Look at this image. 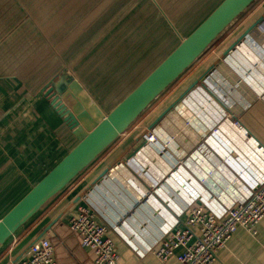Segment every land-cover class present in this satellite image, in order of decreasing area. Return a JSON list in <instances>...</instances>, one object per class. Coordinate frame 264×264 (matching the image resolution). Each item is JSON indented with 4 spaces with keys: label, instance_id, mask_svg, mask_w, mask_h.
<instances>
[{
    "label": "crops",
    "instance_id": "0c3cea01",
    "mask_svg": "<svg viewBox=\"0 0 264 264\" xmlns=\"http://www.w3.org/2000/svg\"><path fill=\"white\" fill-rule=\"evenodd\" d=\"M261 1L264 0L258 1L237 22L243 25L230 44L264 14ZM227 62L242 80L224 64L205 78L203 89L212 98L202 92L186 97L165 124L171 129L168 134L178 132L177 137L181 135L176 125L179 116L187 118L188 124L181 126L188 133L197 132V127L210 135L212 125L222 124L217 138L231 127L233 132L228 134L239 141L229 146L231 150L222 147L219 154L206 148L196 150L197 138L192 133L194 140L183 150L176 139L170 138L167 146L179 152L174 151L168 161L161 151H153L152 156L146 154V144L155 143L149 139L132 156L118 159L141 133H146L130 129L10 240L0 253V264L28 258L30 245L42 237L54 244L58 264H96L94 251L83 247L80 237L69 226L80 205L91 208L98 221L106 225L107 236L115 243L119 255L117 264H179L182 249L167 262L154 254L163 238L182 225L193 206L221 214L227 197H234L237 189L244 191L236 182L242 183L243 176L256 174L264 161V21L246 35ZM227 70L231 76L225 74ZM41 89L23 87L16 78H0V218L75 143ZM239 89H247L248 97L241 96ZM232 97L237 99L230 100ZM239 99L250 102L240 113L243 102L239 103ZM224 108L232 113L237 125L225 116ZM154 134L159 136L156 131ZM215 138L213 145L218 143ZM163 149L167 151L166 147ZM192 167L203 170V175L200 172L195 175ZM207 171L214 175L209 177ZM201 177L216 182V191L211 192ZM256 230L252 234L239 227L219 250L213 264H264V218Z\"/></svg>",
    "mask_w": 264,
    "mask_h": 264
},
{
    "label": "rangeland",
    "instance_id": "374dc122",
    "mask_svg": "<svg viewBox=\"0 0 264 264\" xmlns=\"http://www.w3.org/2000/svg\"><path fill=\"white\" fill-rule=\"evenodd\" d=\"M220 1L0 0V78H16L23 87L40 90L67 67L70 73L81 80L100 105L109 110ZM242 23L233 26L133 125L131 131L146 130V137L147 134L155 135V143L146 144L147 155L152 156L153 151H161L162 157L166 161L170 160L175 154L174 151L179 152L172 146H167L172 140L170 138L176 139L177 146L183 150L190 147L195 137L196 150L206 148L214 154L217 152L219 154L222 147L229 149L230 145L239 142L237 138L228 134L233 132L231 127L227 128L223 135L215 138L216 132L219 129L223 130L222 124L212 125L210 135L202 133L197 127L195 128L197 132L188 133V130L181 126L188 124L184 116H179L176 123L181 135L177 137L178 132L174 135V131L168 134L171 129L165 123L171 119V114L178 111L186 97L202 92L203 96L212 98V94L203 89L201 82L155 126L152 128L148 126L213 64L215 67L209 75L226 64L228 69L242 80L238 72H235L227 62L230 54L224 57L222 55L242 28ZM230 71L227 70L225 74L228 76ZM212 90L216 92L213 88ZM247 91L239 89L241 96L248 97ZM233 99L237 98L232 97L230 100ZM243 101L239 99V103L242 104ZM246 101L239 108V113L250 103ZM227 103L230 107L233 106V103ZM225 116H228L234 125L238 124L232 113L226 109ZM154 131L158 132L159 136L154 134ZM125 136L126 134L121 139ZM214 138L219 144L217 142L212 144ZM165 147L167 151H164ZM192 170L197 176L199 172L203 175V170L198 171L194 167ZM205 173L209 177L214 175L213 172ZM201 179L211 192L216 191V182L213 183L212 179L205 177Z\"/></svg>",
    "mask_w": 264,
    "mask_h": 264
},
{
    "label": "water",
    "instance_id": "95a60500",
    "mask_svg": "<svg viewBox=\"0 0 264 264\" xmlns=\"http://www.w3.org/2000/svg\"><path fill=\"white\" fill-rule=\"evenodd\" d=\"M258 1L221 0L109 110L100 105L67 67L45 84L41 92L68 127L76 143L0 218V253L52 200L126 134ZM263 21L264 14L224 51L223 56L231 54L246 35ZM214 67L215 64L202 73L150 127L166 116L199 82L203 85ZM145 141V134L142 133L118 159L132 156Z\"/></svg>",
    "mask_w": 264,
    "mask_h": 264
},
{
    "label": "built area",
    "instance_id": "2783aa9c",
    "mask_svg": "<svg viewBox=\"0 0 264 264\" xmlns=\"http://www.w3.org/2000/svg\"><path fill=\"white\" fill-rule=\"evenodd\" d=\"M147 139L155 140V135H147ZM243 178L244 182L236 184H241L244 191L237 189L234 197L228 196L221 214L200 205L193 206L182 225L171 230L154 250L158 259L167 262L182 249L179 264H213L219 250L239 227L256 234V226L264 218V161L256 174ZM69 226L80 237L81 245L94 251L96 264H117L116 245L107 236L106 225L98 221L91 208L80 205ZM29 251L28 258L12 264H58L55 246L46 237L34 241Z\"/></svg>",
    "mask_w": 264,
    "mask_h": 264
},
{
    "label": "trees",
    "instance_id": "16d2710c",
    "mask_svg": "<svg viewBox=\"0 0 264 264\" xmlns=\"http://www.w3.org/2000/svg\"><path fill=\"white\" fill-rule=\"evenodd\" d=\"M259 1H260V0H259ZM174 47H175V46H174ZM174 47H173V48H174ZM167 54H168V53H167ZM165 56H166V55H165ZM156 65H157V63H156L153 67H155ZM153 67H152V68H153ZM152 68H151V69H152ZM151 69H149L148 72H149ZM148 72H146V73H145V74H144V75H143V76H142V77H141V78H140V79H139V80H138V81H137V82L131 87V89L134 88V86L137 85V84L142 80V78H143ZM183 76H184V75H183ZM183 76H182V77H183ZM182 77H181V78H182ZM181 78H180V79H181ZM178 81H179V80H178ZM178 81H177V82H178ZM175 84H176V83H175ZM175 84H174V85H175ZM174 85H173V86H174ZM173 86H172V87H173ZM131 89H130V90H131ZM130 90H129V91H130ZM129 91H128V92H129ZM128 92H127V93H128ZM127 93H126V94H127ZM126 94H125V95H126ZM125 95H124V96H125ZM124 96H123V97H124ZM123 97H122V98H123ZM122 98H121V99H122ZM121 99H120V100H121ZM120 100H119V101H120ZM49 105H50V103H49ZM50 106H51V105H50ZM51 107H52V106H51ZM53 110H54V109H53ZM61 120H62V119H61ZM71 134H72V133H71ZM75 143H76V140H75ZM75 143H74V144H75ZM74 144H73V146H74Z\"/></svg>",
    "mask_w": 264,
    "mask_h": 264
},
{
    "label": "bare ground",
    "instance_id": "6f19581e",
    "mask_svg": "<svg viewBox=\"0 0 264 264\" xmlns=\"http://www.w3.org/2000/svg\"><path fill=\"white\" fill-rule=\"evenodd\" d=\"M150 140V139H149ZM151 141H153V140H151Z\"/></svg>",
    "mask_w": 264,
    "mask_h": 264
}]
</instances>
